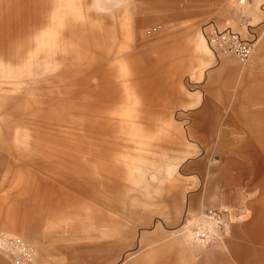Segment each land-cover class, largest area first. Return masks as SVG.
Wrapping results in <instances>:
<instances>
[{"label":"rangeland","instance_id":"1","mask_svg":"<svg viewBox=\"0 0 264 264\" xmlns=\"http://www.w3.org/2000/svg\"><path fill=\"white\" fill-rule=\"evenodd\" d=\"M229 4L0 0V233L33 264H264V13L247 6L257 41L240 66L201 35L234 27ZM220 97L222 115L247 108L248 196L243 179L224 191L192 133ZM222 206V238L194 245L185 226Z\"/></svg>","mask_w":264,"mask_h":264},{"label":"built area","instance_id":"2","mask_svg":"<svg viewBox=\"0 0 264 264\" xmlns=\"http://www.w3.org/2000/svg\"><path fill=\"white\" fill-rule=\"evenodd\" d=\"M229 3L234 27L225 25L219 28L212 23L202 28L201 35L211 51L231 54L238 65L243 66L252 56L257 41L255 34L248 30L251 25L248 22L247 6H256L259 12L264 13V0H229ZM161 29L159 25L150 26L144 35L158 33ZM241 29H244L247 37L240 35ZM198 215L197 220L185 226L191 242L203 246L219 241L230 223L227 209H205ZM0 251L6 255L10 264H33L32 248L19 236L0 233Z\"/></svg>","mask_w":264,"mask_h":264},{"label":"crops","instance_id":"3","mask_svg":"<svg viewBox=\"0 0 264 264\" xmlns=\"http://www.w3.org/2000/svg\"><path fill=\"white\" fill-rule=\"evenodd\" d=\"M217 71H214L216 73ZM239 93H244L240 91ZM209 91V89H208ZM219 94H224L223 91ZM220 100L206 99L194 109L196 110L192 117V133L196 136V143L211 144L212 157L217 159L219 163V174L223 181L227 184L224 191L238 192L241 189L240 180L244 181L245 196L249 195L250 186L246 182L251 173L249 164L250 157H253L255 152L250 146L251 137L248 136L249 124L244 109V104L240 102V112L237 115H222L225 111L224 98ZM248 132V133H247ZM257 157V156H256ZM203 159V158H202ZM233 183L239 185V190L229 188ZM250 183V182H249ZM241 196H237L235 201L240 203ZM225 208V206H222ZM228 210V208L226 207ZM228 214L231 219L230 211Z\"/></svg>","mask_w":264,"mask_h":264},{"label":"bare ground","instance_id":"4","mask_svg":"<svg viewBox=\"0 0 264 264\" xmlns=\"http://www.w3.org/2000/svg\"><path fill=\"white\" fill-rule=\"evenodd\" d=\"M204 41H205V39H204ZM205 43H206V41H205ZM207 45V44H206ZM207 47H208V45H207ZM209 49V48H208Z\"/></svg>","mask_w":264,"mask_h":264}]
</instances>
